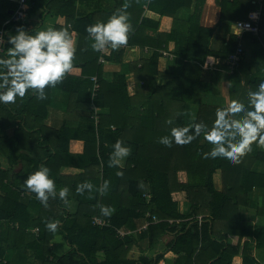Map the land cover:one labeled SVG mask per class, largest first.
Returning a JSON list of instances; mask_svg holds the SVG:
<instances>
[{
	"label": "trees",
	"instance_id": "1",
	"mask_svg": "<svg viewBox=\"0 0 264 264\" xmlns=\"http://www.w3.org/2000/svg\"><path fill=\"white\" fill-rule=\"evenodd\" d=\"M57 2L30 0L28 20L5 26V51L0 58H8L7 50L11 47L7 44L8 35L16 34L17 28L23 27L34 35L48 10L60 15ZM147 2V9L127 8L133 31L127 46L118 50L94 51L91 47L94 41L86 29L97 22L106 23L125 0L113 10L100 8L101 11L75 17L72 29L56 26V30L67 29L73 38L79 36L74 67H82V74H68L60 85L69 93L68 110L73 112L78 106L86 113L81 122L65 121L60 129L48 132L45 120L53 87L46 89L43 100L29 90L14 104L0 103V150L8 141L10 151L5 152L12 165L24 158L21 151H27L32 165L22 177L27 179L41 165L46 166L57 193L67 187L68 202L77 203L76 211L70 212L69 205L66 207L57 195L49 199L48 207L40 203L41 212L33 218L23 209L30 203L22 200L21 194L24 191L36 199L35 194L25 187L13 191L11 184H17L18 180L10 182L12 169L3 170L0 163L1 190L6 193L4 196L0 193V264H5L3 256L8 250L5 244L11 242L14 223L20 224L14 239L25 238L27 228L38 226V236L27 245L41 264H159L167 256L173 258L169 264H232L236 256L243 259V264H264V148L254 143L251 152L239 164H233L226 158H204L213 145L204 139L203 133L185 146L173 141L169 148L159 143L161 137H170L173 127H191L202 122L207 126L205 131L210 130L217 109L228 107L211 101L222 96L223 80L228 84L229 104L239 101L249 106L248 92L257 90L264 81V0H197L193 14L189 11L194 0ZM206 3L220 6L219 24L227 22L217 48L213 46L214 28L203 27L200 22ZM16 6L13 0H0V30ZM181 8L188 14L175 15ZM257 9H261L259 34L245 32L242 38L237 37L231 23L247 19ZM165 15L174 18L171 32L155 38L147 36L149 30H159ZM171 41L176 43L175 67L161 72L160 51L168 48ZM147 46L153 50L150 57L144 60L132 57L130 48ZM239 46L244 58L232 70L226 60ZM101 58L120 63L121 71L108 77ZM93 77H97L99 85L96 96ZM169 120L171 124L167 123ZM14 124L19 128L9 136L6 129ZM27 131V139H33L35 134L45 138L44 141L37 142V147L29 146V140L22 137ZM74 140L84 142L83 152L71 150ZM117 140L123 141L131 154L120 167H109ZM45 142L56 144V149ZM66 166L81 169L82 173L62 175L61 169ZM117 172L123 175L118 176ZM219 173L221 188L216 180ZM106 180L110 181L108 190L101 193L98 189ZM85 181L94 185L93 192L77 194V185ZM180 201L189 203L188 213L180 212ZM100 206L115 211L104 217ZM147 213L162 220L147 218ZM97 216L109 220L110 225L94 224ZM143 219L151 223L139 231L138 220ZM170 219L174 223H169ZM46 220H58V230L49 231ZM120 229L131 233L121 237ZM165 234H172L173 240L164 252L156 253L155 247ZM58 236L70 246L62 255L50 248V242Z\"/></svg>",
	"mask_w": 264,
	"mask_h": 264
},
{
	"label": "clouds",
	"instance_id": "2",
	"mask_svg": "<svg viewBox=\"0 0 264 264\" xmlns=\"http://www.w3.org/2000/svg\"><path fill=\"white\" fill-rule=\"evenodd\" d=\"M129 7L128 0H125L122 8L117 9L106 23L97 22L86 29L94 41L91 44L94 51L118 50L127 46L133 31L127 14ZM255 18H258V14L250 13V19ZM232 30L239 37L243 31L251 30V25L236 23L232 25ZM7 44L11 45L7 50L8 58H0V103L14 104L17 98H24L29 90L36 93L38 99H46V89L62 83L74 70L76 41L67 29L48 28L32 35L20 27L16 34L8 35ZM248 101V107L239 101H232L228 107L218 108L216 120L208 131H205L207 126L202 122L194 123L191 127H173L170 137H161L159 143L169 148L173 141L185 146L203 133L204 139L213 145L212 150L204 154V158L221 157L239 164L241 158L251 152L254 143L264 148V81L259 83L257 90L248 92ZM167 123L171 124L172 121ZM130 154V148L125 147L123 141L117 140L108 166L120 167L121 162ZM117 175L122 176L123 173L117 172ZM109 184L110 181H104L98 191L106 193ZM23 185L29 193L35 194L44 207H48L49 199H55L57 195L66 207L69 205V189L61 188L57 193L55 181L50 178V169L46 166L41 165L39 170L27 177ZM93 190L94 185L88 181L77 185L76 189L80 195ZM114 211L108 206H100L101 216L110 217ZM45 224L53 233L59 228L58 220H46Z\"/></svg>",
	"mask_w": 264,
	"mask_h": 264
},
{
	"label": "crops",
	"instance_id": "3",
	"mask_svg": "<svg viewBox=\"0 0 264 264\" xmlns=\"http://www.w3.org/2000/svg\"><path fill=\"white\" fill-rule=\"evenodd\" d=\"M123 0H58L56 3L57 8L60 11V15L51 13L49 10L47 13L44 15L42 19V26L39 31L41 30H47L48 28H53L55 29L56 26L60 25L62 27L68 26L69 29H72L71 23L74 21L75 17H81V16H86L88 14L101 11L100 8L103 9H111L113 10L114 8H118L120 5H122ZM130 6L133 7H141L143 6L144 9H147L148 7V2L147 0H128ZM197 0H194L191 9L189 13L193 14L195 11V7ZM116 5V6H115ZM119 5V6H118ZM115 6V7H114ZM98 13L96 15V18H99ZM188 12L184 9L181 8L180 10L177 11V14L175 15H186ZM38 16V15H36ZM35 16V17H36ZM153 18L157 19L158 16L154 14ZM221 19V7L214 4V3H206L204 5L202 14H201V26L203 27H209V28H214V33H213V46L215 48L219 47L221 45L222 39L224 37V33L226 30V25L227 22L224 21V23L221 25L220 23ZM234 22L231 23V28ZM174 24V18L169 15H165L161 18L160 20V26L158 31H151L149 30L147 32V36H152V38H155L159 34H166L171 32ZM235 24V23H234ZM74 40L76 41V47L77 49L79 48V36L76 35L74 36ZM176 47L175 41H171L168 45V48L161 49L160 53L161 56L158 60V69L161 72H166V71H171L175 67V53L174 49ZM167 52L168 56H166L164 53ZM130 53L132 54V57L135 59H147L153 54V50L150 46H147L145 48L139 47V48H130ZM104 71L107 74L108 77L112 78L116 73L120 72L122 69V66L120 63H115L111 61H104ZM82 67H74V70L71 75H76L80 76L82 74ZM61 83L57 84L55 87L52 88V96H51V101L50 105L48 106L49 110V116L45 120V125L48 127V132H55V130L60 129L65 121H73L75 123H79L82 121V119L86 116V113L81 109L76 106L73 110V112L69 111V93L64 91L61 88ZM132 88V87H131ZM76 105V101L74 102ZM18 110L20 106H17ZM19 128L17 124H14L13 126H10L6 129V132L9 134V136H13L16 129ZM22 133V137L25 136V139H27L28 135ZM50 134V133H49ZM45 138H40L39 136H35L34 138H29V146H34L36 145L37 142H43ZM26 141V140H25ZM23 143V142H22ZM24 144V143H23ZM45 144H48L45 142ZM50 148L56 149L57 145L54 144L52 145L51 143L48 144ZM42 146V145H41ZM37 147V145H36ZM6 148V149H5ZM10 145L7 141V144H4V147L2 150H0V163L1 167L3 170H8L12 169L10 172V182H14V180H18L17 184L13 183L11 184V188L13 191L23 189V182L26 180L25 178L22 177L21 174L24 173L26 168H29L32 164L30 163V155L28 154L27 151H21V155H23V159L20 158L18 162H15L14 165L9 161V158L6 156L5 151H10L9 150ZM85 144L83 141L80 140H74L71 144V150L74 152L81 153L84 151ZM38 150L42 153L43 150L41 147L38 148ZM127 158V157H126ZM126 158L121 162V165L125 163ZM62 175H78L82 173L81 169L71 167V166H66L61 169ZM22 177V178H20ZM8 184V183H7ZM10 185V184H8ZM5 191L1 190V195H5ZM0 195V196H1ZM21 199L29 202V207L23 208L26 213H29L33 218H37L38 215L40 214V201L36 200L34 197H30L29 194L25 193L24 191L21 194ZM69 209L70 212H75L77 209V203L75 201H70L69 203ZM190 209V205L187 201H180L179 202V210L181 213H188ZM4 223V221L2 222ZM146 222L143 220H138V228H141L144 226ZM14 230H12L10 237H11V242L7 245L8 250L6 254L3 256V263L5 264H41L39 260L36 259L35 254L32 250L29 249V245L27 243L33 241L39 233V228L38 226H31L30 228L26 229L27 236L25 238H16L17 232L20 229V224L19 223H14L11 225ZM143 228V227H142ZM141 230V229H140ZM139 230V231H140ZM14 232V233H13ZM5 236V233L3 234ZM63 238L61 236L56 237L50 242V248L51 250L56 253L57 255L60 252L66 251L68 248L70 249L69 245L67 242L62 240ZM173 240V235L172 234H165L163 235L159 243L155 247L156 253L164 252L166 248H168L169 242ZM66 244H65V243ZM145 244V242H144ZM13 247H16L15 249L12 250ZM68 249V250H69ZM67 252V251H66ZM65 252V253H66ZM257 250L255 251V255H257ZM173 261V258L171 256H167V258H163L160 260L159 264H169ZM232 264H243V259L240 256H236L233 259Z\"/></svg>",
	"mask_w": 264,
	"mask_h": 264
},
{
	"label": "built area",
	"instance_id": "4",
	"mask_svg": "<svg viewBox=\"0 0 264 264\" xmlns=\"http://www.w3.org/2000/svg\"><path fill=\"white\" fill-rule=\"evenodd\" d=\"M14 2L17 3L16 8L13 10V13L11 14L10 18L7 19L4 24L3 28L0 30V36L3 37L2 40H0V53H3L5 51L4 45H5V26L10 24V23H18V22H25L29 18V11H30V0H13ZM261 2L262 0H258ZM250 13H257L258 18L255 19H250ZM248 15L247 19L239 20L236 23L243 22L245 24L251 25V30H245L242 32V34L239 36V38L243 37V34L245 32H250L253 33L254 35H258L260 32V27H259V21L261 17V9H257L254 11H251ZM235 23V24H236ZM166 56H168L167 52L164 53ZM244 58V51L241 46H239L236 50V52L232 53L229 58L226 60V63L229 64L230 68L233 70L235 66H237ZM101 61H105L104 58H101ZM94 80V87H93V96H96L98 91H99V85L97 83V77L92 78ZM0 193H1V184H0ZM147 218H152L156 222L161 221L162 219L157 218L156 216L152 215L151 213H147ZM201 218V217H200ZM94 224L100 225V226H107L110 225V221L101 217H95L93 219ZM175 220L170 219L168 220L169 223H174ZM151 221H147L146 224L143 226L142 229H146ZM131 233V231H125V230H118V234H120L121 237Z\"/></svg>",
	"mask_w": 264,
	"mask_h": 264
},
{
	"label": "rangeland",
	"instance_id": "5",
	"mask_svg": "<svg viewBox=\"0 0 264 264\" xmlns=\"http://www.w3.org/2000/svg\"><path fill=\"white\" fill-rule=\"evenodd\" d=\"M254 46H251L250 47V51H252L251 48H253ZM248 56H250V53L248 54ZM249 59V58H248ZM221 90H222V96H218V97H213L212 98V102L214 104H222V103H225L227 104L228 106L230 105L229 104V91H228V84H227V81L226 80H223L221 82ZM213 104V105H214ZM216 180H217V184H218V187L221 188V175L220 173L218 175H216ZM64 241V239H62ZM65 243V242H64ZM66 244V243H65ZM70 247V246H69ZM69 249V248H68ZM68 249L66 251H68ZM66 251L64 252H60L58 255H62L64 254Z\"/></svg>",
	"mask_w": 264,
	"mask_h": 264
},
{
	"label": "water",
	"instance_id": "6",
	"mask_svg": "<svg viewBox=\"0 0 264 264\" xmlns=\"http://www.w3.org/2000/svg\"><path fill=\"white\" fill-rule=\"evenodd\" d=\"M12 13H13V10L10 11V14H12Z\"/></svg>",
	"mask_w": 264,
	"mask_h": 264
}]
</instances>
